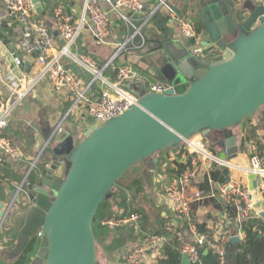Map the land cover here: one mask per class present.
I'll return each instance as SVG.
<instances>
[{
	"label": "water",
	"instance_id": "95a60500",
	"mask_svg": "<svg viewBox=\"0 0 264 264\" xmlns=\"http://www.w3.org/2000/svg\"><path fill=\"white\" fill-rule=\"evenodd\" d=\"M32 3L40 13L38 0ZM184 11L200 24L201 47L216 48L218 56L199 59L188 44L175 41L150 52L144 49L154 73L174 89L185 83L187 88L177 94L171 89L164 94L143 90L137 105L101 126L89 127L77 144L60 131L55 147L51 140L41 144H46L41 159L50 160V165L36 182L27 184L31 205L6 216L0 204V219L22 230L16 255L23 254L39 230L43 232L40 250L28 264H98L92 224L117 181L146 162L153 170L158 153L196 135L208 137L214 132L227 137L229 129L261 112L264 0H187ZM229 141H225L227 148ZM61 166L63 175L58 178ZM257 231L261 238L264 226ZM231 241L238 243L239 238ZM181 262L190 264L186 255Z\"/></svg>",
	"mask_w": 264,
	"mask_h": 264
},
{
	"label": "crops",
	"instance_id": "0c3cea01",
	"mask_svg": "<svg viewBox=\"0 0 264 264\" xmlns=\"http://www.w3.org/2000/svg\"><path fill=\"white\" fill-rule=\"evenodd\" d=\"M186 1L172 0V5L175 10H178L177 12L180 15L191 20L194 26H198V29H200L197 19L191 13L184 11ZM38 3H40L42 11L40 13L35 11L33 21L43 24L47 28L55 41L56 49L62 48L65 42L57 33L56 24L53 21V11L57 7H62L65 14L72 18L73 23H78L83 14V0H38ZM103 7L106 8L105 5ZM122 14L133 19L137 26H142L141 33L146 38L147 44L145 49H148L149 52L154 47L168 41L179 42L178 44L182 46H187L189 43V41L180 37L176 25L169 24L168 19L163 14L155 15L144 25V14L134 15L124 10H122ZM109 20L111 21V40L109 46L102 47L96 45L90 38L87 28H85L76 38L74 46L69 49V55L62 58L65 68L74 75L76 74L81 77L85 82L90 81L89 74L79 65L76 59L80 55L88 56L96 61L100 69H103L105 64L111 60L115 50V43L122 41L128 34H131L132 27L127 28L125 22L117 17V15L111 13ZM21 34L22 29L20 25L13 22L7 16L5 5L0 0V72L2 74L11 72L16 77H19L23 73L27 78V82L30 83L37 78L40 67L36 64L34 58L22 53L19 41ZM143 52L142 50L141 52L120 53L118 59L112 65L103 69L102 76L113 84L116 79V76H114L115 69L117 70L122 66L132 67L141 76V79L140 81L136 80L128 83L125 89L135 95L143 92L145 84L164 83L170 85V82L163 78V76L153 72V67L148 65L149 53L144 54ZM13 57L19 58L22 61V65L19 68L14 66ZM187 86L186 83L181 84L175 90H184ZM101 91L110 92V88L98 83H94L91 87V92L95 96ZM8 97H10L8 86L0 82V98L7 99ZM69 108L70 103L65 98L64 93H56L53 91L50 82L46 78H41L33 86L29 94L12 110L8 126L5 129V135L12 140L21 157L18 163L4 158L0 165V204L3 205V211H5L11 202H14L11 211L18 213L26 211V208L31 205L32 202L29 200L27 184L36 182L43 173L44 168L50 165V160L40 159V162L32 167L33 160L42 147L41 144L51 137L59 123H61L60 131L69 134L75 144L83 137V132L92 126L90 119L86 117L82 108H76V110L68 113ZM255 117L245 121L240 126L229 129L227 137L225 134L212 132L208 137L196 135L191 139L200 140L208 153L227 163L229 162L230 166L228 167H218L210 161H203V173L210 177L213 167L216 169H226L228 171L227 180L218 185L232 183L237 186L248 187L252 193L253 212L258 214V217L255 219H260V222L264 223V203L256 193L255 185L257 184V179L253 175L246 176L241 170L249 166V159L252 155L249 146L251 144L255 145L251 139L245 140L246 131H249L251 128L255 129V121H253ZM257 123L259 124V120ZM58 133L51 140V146L53 147L58 144L56 141ZM227 138H230L228 148L224 146ZM180 146L185 151L184 154L180 155V150L174 148L158 153L155 156L158 162L154 164L153 170L148 169L150 162H146L145 165H138L144 191L139 195L136 204L137 207L142 209L143 214H145L148 220L147 226L144 223L142 224V222L138 221L136 223L135 221L123 223L114 229L102 226L101 222L95 223L94 235L98 264H120L128 252L133 251L138 246L144 236L151 235V233L160 228L162 229L161 225L165 221H170L180 226L184 236L186 238L189 237L188 226L184 219L175 214L173 206L162 197L161 192H158V189H161L163 185L171 184L179 176V166L187 164V168L189 165L190 157L186 153L185 144L183 143ZM262 165L264 167L263 162ZM57 172L58 178L63 175L62 166L59 167ZM19 188L21 191H19ZM197 190L200 191L203 199L200 202L191 204V206L192 215L201 232L207 231L214 220L224 216L229 218V216L231 217L234 214L233 197L230 194L222 196L218 192H215L214 196L210 197L212 193L211 188L204 183L193 186L188 192V196L190 197ZM19 198L22 200L21 204L18 203ZM148 201L152 205H154L155 201L157 207H159L154 217L150 214L151 212H149V208L147 207ZM114 210L116 211L117 208ZM119 213L122 214L123 210L120 209ZM16 222L18 224L21 223L20 221ZM21 231V228L12 222H3L0 225V264H16L18 261L20 255H16L14 250ZM37 233L35 234V238H37ZM173 240L171 239V241ZM39 243H41V240ZM178 243L182 245L180 249L182 261L183 254L181 250L184 244ZM166 245H163L151 255L146 254L142 256L139 264H149L152 255L156 256L158 263V259L163 257ZM38 250L40 249H37L31 255L30 262L38 253ZM203 253L204 255L208 254L206 251H203Z\"/></svg>",
	"mask_w": 264,
	"mask_h": 264
},
{
	"label": "built area",
	"instance_id": "2783aa9c",
	"mask_svg": "<svg viewBox=\"0 0 264 264\" xmlns=\"http://www.w3.org/2000/svg\"><path fill=\"white\" fill-rule=\"evenodd\" d=\"M2 2L5 5L7 16L19 24L22 29L19 40L22 53L34 58L40 67V71L37 78L30 83L27 82L23 73L16 77L11 72L5 74L0 72V82L5 83L10 90V97L7 99L0 98V165L4 158H8L14 163L20 161L21 154H19L12 140L5 135V129L8 126L12 110L29 94L41 78H46L56 93H64L65 98L70 103L68 113L76 110V108H82L92 126H101L123 115L133 105H137L138 95L131 94L125 89L128 83L141 79V76L132 67H119L116 70V79L113 84L102 76L103 69L112 65L120 53L141 52L147 45L146 38L141 33L142 26H137L133 19L123 15L122 10L134 15L144 14L143 25L155 15L163 14L168 19L169 24L176 25L180 37L189 41L188 47L192 55L203 60L218 56L216 48L204 49L201 47V37L197 34L194 24L188 18H183L174 9L172 0H83V14L78 23H73L72 18L65 14L62 7H57L53 11V21H55L58 35L65 42L60 49L55 48V41L47 28L43 24L33 21L35 6L32 0H2ZM111 13L123 20L127 28L132 27L131 34H128L122 41L115 43L111 60L105 64L103 69H100L96 61L88 56L80 55L78 59L75 58L89 74L90 81L85 82L81 77L74 75L65 68L62 58L69 55V49L74 46L76 38L85 28H87L90 38L96 45L109 46L111 40L109 16ZM12 60L16 68L22 65L19 58L13 57ZM98 82L109 87L110 92L101 91L95 96L91 92V87ZM169 89L172 90L173 94H177L174 88L164 83L145 84L144 93L164 94ZM60 129L61 123L57 125L48 142L54 138ZM184 144L186 153L190 157L188 167L171 184L163 185L161 189H158V192H161L162 197L173 206L175 214L184 219L188 226L189 237L184 236L180 226L165 221L163 229L166 234L144 236L138 246L120 264H139L142 256L153 254L173 238L184 244L181 252L187 256L190 264H202L200 256L202 251L212 253L218 264H225L226 250L231 239L238 237L239 241L243 242V227L249 220L258 217V214L253 212L252 193L248 187L237 186L232 183L218 185L203 173V161H210L218 167H228L230 166L229 162L227 163L208 153L200 140L189 139ZM45 147L46 144L40 148L33 160L32 167L40 162ZM249 148L252 154L249 159V166L241 170L246 176L253 175L256 177V193L264 203V167L257 156L255 145L251 144ZM204 183L211 188L210 197H213L215 192L222 196L230 194L233 197L234 214L229 218L224 216L214 220L207 231L201 232L192 215L191 204L200 202L203 197L198 190L193 192L190 197L188 192L193 186ZM19 191H21L20 188ZM13 204L14 202H11L5 209L6 216L11 212ZM138 219L139 216L135 215L129 219L101 222V225L115 229L123 223L135 222ZM4 220L5 218L1 220L0 225L3 224ZM42 237L43 232L41 230L37 233V239L40 241ZM149 264H158L156 256L152 255Z\"/></svg>",
	"mask_w": 264,
	"mask_h": 264
},
{
	"label": "trees",
	"instance_id": "16d2710c",
	"mask_svg": "<svg viewBox=\"0 0 264 264\" xmlns=\"http://www.w3.org/2000/svg\"><path fill=\"white\" fill-rule=\"evenodd\" d=\"M195 29L197 34H199L200 29H198V26H195ZM115 74L116 69L114 70V76ZM258 120L260 124L264 125V113ZM256 130L257 129L251 128L249 131H246L245 140L251 139L255 143L257 156L264 164V138H258ZM174 149L180 150V155L185 153L181 146ZM186 165L187 164H183L181 166L178 165L179 174L186 170ZM227 177L228 171L226 169H216L213 167L210 172V178L215 184H221L224 180H227ZM115 187V192L111 191L109 197L99 205L93 224L97 222L129 219L132 216L138 215L139 219L136 223L139 221L147 226L148 220L145 217V214H143L142 209L137 207L136 204L139 195L144 191L141 172L139 170L136 171L133 168L129 174L117 181ZM126 193L128 194L127 196ZM115 208H117L116 211L114 210ZM120 209L123 210L122 214L119 213ZM260 221V219H251L243 227V242H229L226 250L225 264H264V235L261 238H258L259 232L257 231V227L259 225L264 226V223H261ZM163 224L164 222L161 225L162 229L160 228L159 230L154 231L151 235L166 234L163 229ZM181 247L182 245L175 241V239L167 243L164 247L163 257L158 259V264H183L181 263ZM25 248L26 249L23 254L18 257L16 264H28L30 262L31 255L34 254L37 249H40V243L37 238L33 237L29 240ZM131 252L132 250L129 251L122 260H124ZM200 256L202 264H218L212 253L204 255L202 251Z\"/></svg>",
	"mask_w": 264,
	"mask_h": 264
},
{
	"label": "rangeland",
	"instance_id": "374dc122",
	"mask_svg": "<svg viewBox=\"0 0 264 264\" xmlns=\"http://www.w3.org/2000/svg\"><path fill=\"white\" fill-rule=\"evenodd\" d=\"M183 14H185V13H183ZM182 16V15H181ZM183 17V16H182ZM183 18H185V17H183ZM187 19V18H186ZM98 84H100L99 82H98ZM182 91V89H177V92H181ZM262 111L261 112H259L258 114H257V116L253 119V121H255L254 122V124H255V129H257L256 130V134H257V136H258V138H260V139H262V138H264V125L263 124H260V122H259V124L257 123V121H258V119L263 115V113H264V107L261 109ZM248 124V123H247ZM252 125V124H251ZM250 126V125H249ZM134 170H138V165L137 166H135L134 167ZM125 177V176H124ZM121 180V179H120ZM116 188V187H115ZM113 189L112 190V192H115V190L116 189ZM128 194L126 193V196H127ZM160 200V199H159ZM111 201V200H110ZM110 203V202H109ZM147 207L149 208V212H151L150 214L154 217V215L157 213V211H158V208L159 207H157V204H156V202L154 201V205H152V203H150L149 201L147 202ZM92 227L93 228H95V224H92Z\"/></svg>",
	"mask_w": 264,
	"mask_h": 264
}]
</instances>
